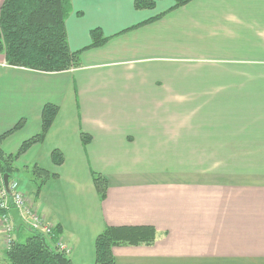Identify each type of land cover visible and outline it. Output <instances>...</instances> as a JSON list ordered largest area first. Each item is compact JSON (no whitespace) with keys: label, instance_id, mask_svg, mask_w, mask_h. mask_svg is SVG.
I'll return each instance as SVG.
<instances>
[{"label":"crops","instance_id":"0c3cea01","mask_svg":"<svg viewBox=\"0 0 264 264\" xmlns=\"http://www.w3.org/2000/svg\"><path fill=\"white\" fill-rule=\"evenodd\" d=\"M69 1L75 67L43 73L0 56L4 154L40 132L46 106L57 109L14 163L23 192L34 193L33 167L50 175L31 196L57 230L53 242L72 264H94L106 227H152L155 242L113 248L115 264H264V0L173 10L171 0H147L151 10ZM94 29L106 38L98 47ZM94 175L107 181L104 199Z\"/></svg>","mask_w":264,"mask_h":264},{"label":"trees","instance_id":"16d2710c","mask_svg":"<svg viewBox=\"0 0 264 264\" xmlns=\"http://www.w3.org/2000/svg\"><path fill=\"white\" fill-rule=\"evenodd\" d=\"M161 1V0H158ZM177 9L187 5L191 0H171ZM155 1L135 0L136 10H151ZM71 12L69 0H4L0 8V54H4L8 66L29 69L43 73H60L77 65L78 53L68 48L64 24ZM90 47L105 43L99 29L90 32ZM57 112L56 107L46 106L42 111L40 132L25 141L18 153L6 155L0 149V173L12 178L17 157L31 145L40 143ZM20 123L12 130L20 127ZM12 131L6 133L10 134ZM0 137V142L2 140ZM89 139L83 138L87 144ZM53 163H62V156L52 153ZM31 180L36 192L50 178V175L37 167L32 169ZM93 183L100 199H104L107 181L99 175L93 176ZM9 195V191H7ZM10 205L9 212L12 210ZM4 212L0 211V216ZM21 229V228H20ZM19 229V230H20ZM29 230V237L10 241V247L4 251L0 264H72L68 256L56 248L53 249L47 239ZM15 232V227H14ZM57 234L55 232L54 237ZM15 237V236H14ZM156 231L152 227H106L95 240L94 264H115L112 249L121 246H150L155 242Z\"/></svg>","mask_w":264,"mask_h":264},{"label":"built area","instance_id":"2783aa9c","mask_svg":"<svg viewBox=\"0 0 264 264\" xmlns=\"http://www.w3.org/2000/svg\"><path fill=\"white\" fill-rule=\"evenodd\" d=\"M1 182L2 189L0 190V211L4 212V214L1 215L0 226L3 228L5 237L9 238L14 232V225L9 216V199L12 201V208L18 210L22 221L26 224L28 229L41 235L45 239L53 237L54 226L45 221L39 213L36 214L32 205L29 204L30 206H28L24 203L21 194L14 190L16 185L14 184L11 189H9L10 185L8 181V195L7 191L4 189L2 177ZM25 217H27V219ZM59 242L56 249L67 255L69 253V249L62 242Z\"/></svg>","mask_w":264,"mask_h":264},{"label":"rangeland","instance_id":"374dc122","mask_svg":"<svg viewBox=\"0 0 264 264\" xmlns=\"http://www.w3.org/2000/svg\"><path fill=\"white\" fill-rule=\"evenodd\" d=\"M0 56L4 59V62H5V64L7 65V63H6V61H5V58H4V54L3 53H1L0 54ZM16 161V160H15ZM15 163V162H14ZM15 168V167H14ZM15 170H16V168H15ZM15 172V171H14ZM30 176L32 175V170H31V173L29 174ZM1 173H0V190L2 189V182H1ZM31 178V177H30ZM30 182L31 183H33L32 182V180L30 179ZM16 185L15 186V191L16 192H18V193H20L21 194V197H22V199H23V201H24V203L26 204V205H28V206H30V205H32V207H33V209H34V211H35V213L37 214L38 213V210H37V208H36V205L34 204V199H33V197L31 196L32 194H34V196L36 195V188H35V190H34V193H29V192H23V190H26V189H22L21 188V184H20V182H19V179L17 178V176H15L14 175V173H13V175H12V178L11 179H9V185H10V187H9V189H11V187L13 186V185ZM30 204V205H29ZM9 205H11L12 206V201H11V199H9ZM0 218H1V216H0ZM26 219H27V217H25ZM46 221V220H45ZM49 223V222H48ZM55 232H56V229L54 228V230H53V237H48L47 238V241H48V244L53 248V249H55V248H57V244H58V240L56 241V243H54L53 242V240L55 239V237H54V235H55ZM1 237H2V240H3V249H0L1 251H6L7 250V248L8 247H10L11 245H10V241H15V237H14V232L10 235V237L9 238H7V237H5V234H4V232H3V228H2V226H0V240H1ZM9 243V244H8ZM60 243V242H59ZM7 245V246H6ZM2 257V253L0 254V258ZM2 264V263H1ZM4 264H5V262H4Z\"/></svg>","mask_w":264,"mask_h":264},{"label":"water","instance_id":"95a60500","mask_svg":"<svg viewBox=\"0 0 264 264\" xmlns=\"http://www.w3.org/2000/svg\"><path fill=\"white\" fill-rule=\"evenodd\" d=\"M2 179H3V186H4V189H5L6 191H8V181H9V179H8V175H3ZM9 214H10L11 217H12V221H13V223H14L16 229H20V228H24V229H26V228H27L26 224L22 221V219H21V217H20V215H19L18 210H16V209H12V210L9 212Z\"/></svg>","mask_w":264,"mask_h":264}]
</instances>
